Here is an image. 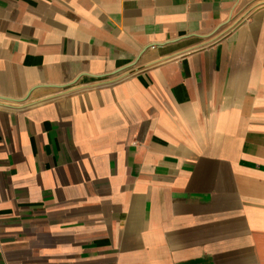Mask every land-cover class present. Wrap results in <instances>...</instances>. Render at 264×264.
I'll return each mask as SVG.
<instances>
[{"label": "crops", "instance_id": "crops-1", "mask_svg": "<svg viewBox=\"0 0 264 264\" xmlns=\"http://www.w3.org/2000/svg\"><path fill=\"white\" fill-rule=\"evenodd\" d=\"M0 264H264V0H0Z\"/></svg>", "mask_w": 264, "mask_h": 264}]
</instances>
